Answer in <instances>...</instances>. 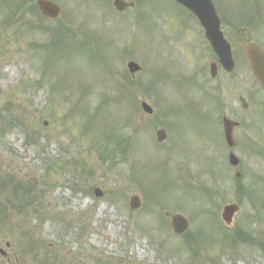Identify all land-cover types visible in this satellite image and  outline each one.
<instances>
[{
    "label": "rangeland",
    "instance_id": "obj_1",
    "mask_svg": "<svg viewBox=\"0 0 264 264\" xmlns=\"http://www.w3.org/2000/svg\"><path fill=\"white\" fill-rule=\"evenodd\" d=\"M18 1L0 0V120L14 119L13 129L0 132V175L33 190L18 187L14 197L9 184L0 189L6 200L0 233L11 264H264L258 246L231 240L241 227L264 242V168L256 164L262 181L242 183L251 197L237 190L239 166L219 154L221 168L209 169L222 124L202 91L181 84L195 56L194 19L172 0H134L121 13L112 0H52L62 12L54 20L27 10L35 0L17 11ZM212 2L234 27L239 47L252 40L264 50V0ZM62 25L69 34L63 45L38 44ZM199 46L207 49L198 51L203 64L210 49ZM128 60L141 67L135 77ZM45 68L44 85L26 89ZM105 94L120 98L106 100L89 123L68 112L80 96L93 110ZM141 99L151 115L142 113ZM249 113L262 119L264 111ZM19 120L35 131L34 141L16 128ZM158 128L167 136L159 144ZM108 132L129 137L127 152L108 143ZM50 162L67 165L52 169ZM97 187L103 194L96 197ZM130 195L141 201L137 210L129 209ZM237 202L226 226L221 207ZM173 213L187 220L183 234L172 231Z\"/></svg>",
    "mask_w": 264,
    "mask_h": 264
},
{
    "label": "flooded vegetation",
    "instance_id": "obj_2",
    "mask_svg": "<svg viewBox=\"0 0 264 264\" xmlns=\"http://www.w3.org/2000/svg\"><path fill=\"white\" fill-rule=\"evenodd\" d=\"M195 20L194 42L191 45L192 53L195 56L192 57L193 61L188 69L192 87L200 88L204 91L201 94L211 99L210 105L212 111L215 112L216 122L222 121L224 116L237 122L233 129V148H226L221 133L218 141L213 143L211 147V155L216 159L211 160L209 169H214L215 166L221 168L219 164L222 162V157L220 155L224 156V154L233 151L238 157L237 166L239 169L237 173L240 181L242 183L246 179L252 181L259 177L256 172V164H262L264 168V113L262 119H253L249 111L251 109L264 110V89L259 86L247 67V59L244 57L243 49L237 45L239 36L236 35L232 26L225 25L224 21L221 20L220 26L223 37L229 43L232 56L242 73H239L238 77L235 76V69L228 72L222 68L219 59L204 37L203 28L200 27L197 19ZM199 45H206L210 49V54L205 58L203 64L200 63L202 59L198 51L206 52L207 49ZM211 64L214 75L209 69ZM2 224V220H0V228ZM10 258L9 241L4 239L3 234L0 233V264H11Z\"/></svg>",
    "mask_w": 264,
    "mask_h": 264
},
{
    "label": "water",
    "instance_id": "obj_3",
    "mask_svg": "<svg viewBox=\"0 0 264 264\" xmlns=\"http://www.w3.org/2000/svg\"><path fill=\"white\" fill-rule=\"evenodd\" d=\"M180 5L188 8L195 16L198 17L201 26L204 28L205 37L209 40L211 47L214 49L216 55L219 58L223 68L231 71L233 69V59L231 58V50L227 44L219 26V16L216 14L215 6L211 0H175ZM36 5L42 14L46 17L56 18L60 14V8L57 4L49 0H36ZM134 2H126L124 0H113V6L115 9L121 11L126 7H132ZM245 56L248 58L249 68L254 73L260 86L264 88V54L254 44L245 45ZM128 72L134 75V72L140 69L137 62L128 61L127 63ZM142 110L147 114L152 113V107L146 104L144 101L140 102ZM224 122V133L228 144H232V128L234 123L227 119H223ZM155 136L157 141H162L166 138L165 131L159 129ZM230 163L235 165L237 159L234 155L230 156ZM95 195L100 196L102 192L97 188L94 190ZM129 206L131 209H137L140 206V201L137 196H131L129 199ZM222 219L224 222L229 224L231 222L232 215L238 210V206L235 204H226L223 207ZM187 221L180 214H173L172 216V227L173 232L178 234L184 233Z\"/></svg>",
    "mask_w": 264,
    "mask_h": 264
},
{
    "label": "trees",
    "instance_id": "obj_4",
    "mask_svg": "<svg viewBox=\"0 0 264 264\" xmlns=\"http://www.w3.org/2000/svg\"><path fill=\"white\" fill-rule=\"evenodd\" d=\"M17 3L18 4H17L16 8L19 9L20 7L24 6V4L26 2H25V0H20ZM31 9H33L37 13L36 7L34 5H32ZM37 14H39V13H37ZM66 31H67V28L65 26H63V25L54 28L53 31H52V33H53L52 37L49 38L47 44H39V45L41 47L42 46H47V45H55L59 41H62V40L66 39L68 37L69 34L67 35ZM35 46H37V45H35ZM42 70L43 71L41 73V77L43 78L42 74L44 73V69H42ZM42 85L43 84H42L41 79H39L38 81L32 80V83L30 85H25V88L26 89H38ZM49 87H50L51 91H53V92L55 91V87H53V84H50ZM108 98L112 99L113 103H114V100L118 99V97L117 98L114 97L115 98L114 99L113 97H109L108 95L105 94L103 96L101 102L97 106H95L96 107L95 109L92 110V109H90L89 105L83 99V96H82L81 98H79L76 101H74L73 103H71L68 112L69 113H72V112L79 113L80 114L79 118H81V119H83V118L86 119L87 118V122L89 123V120L94 119V116L98 113V110L101 107L102 103L105 100H109ZM13 120L14 119L11 117V115H9L8 117L2 118L0 120V132H3L4 130H7L8 128L9 129H13V122H14ZM18 122H19V124H18V126L16 128H18L20 131L23 132L26 141L27 142L30 141V140L34 141L35 131H32L26 125V123H24L22 120H19ZM82 126L83 127L81 129H82V133H83L86 130L87 123L83 124ZM107 138H108V141H116L117 142V148H119L120 150H124L125 149V139L124 138H121L119 135H117V134L115 135L114 133H111L110 135H108ZM100 158L104 159L105 156L103 154H100ZM50 164H51L50 166H53L52 169H54L55 167H58L59 169H63L67 165L65 163L62 164V163H58V162L53 163V164L50 162ZM1 184L2 185L15 184L16 187L17 186L18 187H22V189H26L29 192H32V190H33L31 188V186L33 184L25 183L23 181L18 182L13 177H10L9 180L7 181L5 176H0V187H1ZM25 186H27V188H25ZM2 210H3L2 202H0V212ZM235 236L236 237H240V239L247 240L248 242L249 241L252 242V243L256 242V244L259 246V248L264 251V242L262 240L259 241V240L255 239L251 232H248L247 230L238 227V230L236 231Z\"/></svg>",
    "mask_w": 264,
    "mask_h": 264
}]
</instances>
